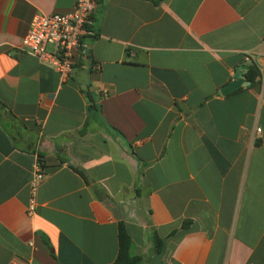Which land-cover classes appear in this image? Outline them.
Returning a JSON list of instances; mask_svg holds the SVG:
<instances>
[{
    "label": "crops",
    "instance_id": "obj_1",
    "mask_svg": "<svg viewBox=\"0 0 264 264\" xmlns=\"http://www.w3.org/2000/svg\"><path fill=\"white\" fill-rule=\"evenodd\" d=\"M75 1L0 0V264H111L120 222L139 264H264V0H96L62 77L21 40Z\"/></svg>",
    "mask_w": 264,
    "mask_h": 264
},
{
    "label": "built area",
    "instance_id": "obj_2",
    "mask_svg": "<svg viewBox=\"0 0 264 264\" xmlns=\"http://www.w3.org/2000/svg\"><path fill=\"white\" fill-rule=\"evenodd\" d=\"M96 5V0H76L68 13L35 14L22 37V49L54 67L62 77H67L72 71L78 51L84 46L83 38L94 35L91 25ZM48 45H52L53 50H48ZM93 66L98 68L96 64ZM105 92L103 90V94ZM261 93L264 95V84ZM256 132H260L259 127ZM43 178L44 173L38 166L32 189ZM34 207L35 201L31 197L27 206L28 215L33 213Z\"/></svg>",
    "mask_w": 264,
    "mask_h": 264
},
{
    "label": "trees",
    "instance_id": "obj_3",
    "mask_svg": "<svg viewBox=\"0 0 264 264\" xmlns=\"http://www.w3.org/2000/svg\"><path fill=\"white\" fill-rule=\"evenodd\" d=\"M245 77L248 81H250L251 86H257L259 85L261 81V74L260 71L257 67V65L250 61L247 63V68L245 71ZM85 132V128L83 127L82 129L79 130L80 134H83ZM38 166L41 168L42 173L43 172V165L40 159V156L38 155ZM70 166L79 174L81 177L88 182V177L86 173L81 169L80 167L74 166L70 164ZM190 221H183L181 224V229L180 231H173L170 233L169 236H174V235H179V233H183L187 228L189 227ZM152 240L154 244V248L157 251H160L164 239L160 238L155 232L152 235ZM130 245H131V240L130 236L127 233L125 226L122 222L119 223L118 225V252L116 255L115 260L111 264H139L140 262V257L138 255H131L130 254Z\"/></svg>",
    "mask_w": 264,
    "mask_h": 264
},
{
    "label": "water",
    "instance_id": "obj_4",
    "mask_svg": "<svg viewBox=\"0 0 264 264\" xmlns=\"http://www.w3.org/2000/svg\"><path fill=\"white\" fill-rule=\"evenodd\" d=\"M246 66H240L236 69V73L235 76L233 78V80H231L228 84H226L225 86H223L220 90L219 93L221 95H225L229 92H232L233 90H235L236 88L244 85H248L250 81L245 80V76L243 75V70L246 69Z\"/></svg>",
    "mask_w": 264,
    "mask_h": 264
}]
</instances>
